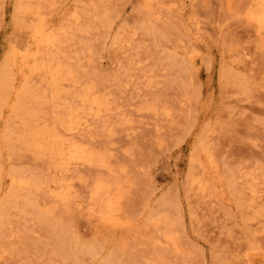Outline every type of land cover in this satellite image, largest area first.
<instances>
[{
    "label": "rangeland",
    "instance_id": "1",
    "mask_svg": "<svg viewBox=\"0 0 264 264\" xmlns=\"http://www.w3.org/2000/svg\"><path fill=\"white\" fill-rule=\"evenodd\" d=\"M262 18L264 0H0V264H264Z\"/></svg>",
    "mask_w": 264,
    "mask_h": 264
},
{
    "label": "bare ground",
    "instance_id": "2",
    "mask_svg": "<svg viewBox=\"0 0 264 264\" xmlns=\"http://www.w3.org/2000/svg\"><path fill=\"white\" fill-rule=\"evenodd\" d=\"M262 23H263V25H264V18H262ZM42 38V37H41ZM37 39V38H36ZM54 40V39H53ZM52 40V41H53ZM37 42V41H36ZM40 43H42V42H40ZM39 43V44H40ZM38 44V46H40ZM50 66V65H49ZM48 66V67H49ZM48 69V68H47ZM48 71H50V75H52L53 76V80L55 81L56 80V78H57V75H58V72L56 71V70H54V71H52V69H50V70H48ZM44 73H46V72H44ZM48 73V72H47ZM51 84V83H50ZM91 95V94H90ZM90 95H89V90H86V93H85V95L82 97V101L84 102V103H86V102H89L90 103V105H92L93 107L94 106H98L99 105V102L97 101V100H91V101H88L89 99H88V96L90 97ZM73 115V114H72ZM71 115V116H72ZM85 123V122H84ZM83 125V124H82ZM65 129H70L71 130V126L68 124V126H66V127H64ZM44 130H46V129H44ZM72 130H75V129H72ZM50 131V130H49ZM31 142L33 143V146H35L34 147V149L36 150V152H38V153H40V154H42V153H44L45 151H47L48 150V147L50 146V145H52L51 143H53V145H52V147L51 148H53L54 149V152H56V153H54V156L56 157H60V156H62L61 155V151H62V147L64 146L63 144V141H61L59 138H57V136H55V135H52V134H50V133H45V132H37V133H35L34 135H32L31 136ZM73 148H71V151H72V153L71 152H69V153H71V154H69L68 156H66V157H68V158H66L67 159V161L69 160L70 162L71 161H73L72 163H74V161L75 160H78V159H80V158H82L81 156H80V154L82 153V151L80 150V148L79 147H76L74 144H73ZM68 147H70V146H68ZM52 149V150H53ZM69 149V148H68ZM82 149V148H81ZM68 151V150H67ZM49 152V151H48ZM83 152H86V151H83ZM50 153H52L51 151H50ZM83 154V153H82ZM85 155V154H84ZM86 156H87V154H86ZM84 158V157H83ZM82 158V159H83ZM61 159V158H60ZM63 161V160H62ZM68 161V162H69ZM83 161V163H90V159H89V156L87 157V158H84L83 160H81V162ZM66 162V161H65ZM70 162L68 163V164H70ZM78 162V161H77ZM81 162H80V164H81ZM67 163V162H66ZM75 164V163H74ZM73 165V164H72ZM77 165V164H76ZM79 165V164H78ZM65 166H67V165H65ZM71 166V165H70ZM98 188H99V186H97ZM96 188V187H95ZM100 189V188H99ZM97 193L98 191H95L94 190V193ZM98 194H100V193H98Z\"/></svg>",
    "mask_w": 264,
    "mask_h": 264
}]
</instances>
